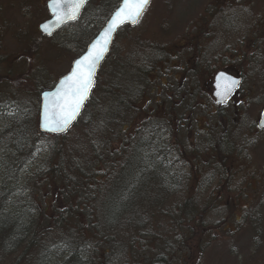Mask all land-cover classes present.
I'll return each instance as SVG.
<instances>
[{"label": "trees", "instance_id": "1", "mask_svg": "<svg viewBox=\"0 0 264 264\" xmlns=\"http://www.w3.org/2000/svg\"><path fill=\"white\" fill-rule=\"evenodd\" d=\"M118 2L88 0L76 22L78 25L81 17L89 15L88 28L72 31L73 35L66 33L61 39L53 35L51 41L55 40L62 52L80 48L81 39L86 34L91 38ZM87 7H95L92 14ZM118 36L100 68V73L106 69L105 79L96 77L81 116L65 135L39 134L28 99L0 103L9 115L0 116V152L5 169L0 185V264H167L176 251L178 243L174 241L179 231H191L187 226L198 221L202 206L191 197V189L196 194L202 182L190 184L180 171H172L168 160L170 132L166 131L170 113L160 118L151 112V105L169 110L177 103L169 106L166 95L160 99L156 94L155 102L151 98L159 82L153 68L158 70L159 61L171 56L170 50L139 44L134 35L128 37L127 50L138 45L143 54L140 64L136 65L134 57L121 63L118 52L113 51ZM11 70L12 66L0 86L9 85L26 96H39L53 87L45 89L44 83L38 85L31 78V86L25 85L29 80H15L16 85L12 78L18 75ZM120 80L124 87L118 84ZM192 80L195 83L196 77ZM193 86L185 93L198 103L196 92L189 91H194ZM4 87H0V96ZM193 105L185 107L188 113ZM232 110L227 114L218 108L208 116L206 129L198 131L206 139L218 135L200 148L203 156L211 149L215 151V169H220L221 158L235 148L237 135L253 129L252 123L245 121L247 116L237 117L240 105ZM172 117L175 130L188 133L190 126L183 109ZM41 140H47L44 147H48V156L44 160H40ZM136 247L145 253L138 254ZM147 249L154 256H147Z\"/></svg>", "mask_w": 264, "mask_h": 264}, {"label": "rangeland", "instance_id": "2", "mask_svg": "<svg viewBox=\"0 0 264 264\" xmlns=\"http://www.w3.org/2000/svg\"><path fill=\"white\" fill-rule=\"evenodd\" d=\"M49 1L0 0V82L12 66V73L20 77L12 78L14 84L18 83L15 80L20 82L29 80L25 85L31 86V78L37 81L38 85L44 83L45 89L51 88L58 78L69 72L72 61L85 51L86 47L82 50L85 43L92 40L91 38L100 30L95 31L91 38L86 34L81 39L80 48L72 47L68 49L69 51H60L56 47V41H51L52 36H43L38 31V26L49 18L46 10V4ZM232 3L233 0H151L136 26L124 27L119 31L113 49L121 57V63H127L134 57L136 65L140 64L139 57L143 54L138 45L127 50L128 37L135 35L140 40L137 41L139 44H150L162 47L166 51L170 50L171 56L166 57L164 61L163 59L159 61L158 70L153 68L159 82L156 90L158 93L154 92L151 98L155 102L156 94L160 99L166 95V99L170 102L169 106L174 101L177 103L169 110L165 108L166 106L161 108L158 105H151V112L160 118L165 113H170V122L166 129L168 133L170 132L168 137L171 140L168 160L172 167L174 166L172 171L179 172L182 169V178H188L187 181H190V184L191 182L197 184L201 175V190L194 194L195 192L191 189V197L195 196V199L200 201L202 209L199 210L201 213L198 221L194 225L191 223V226H187L191 231L188 229L179 231V238L177 237L174 241L178 243L176 251L167 264H264V135L255 136L252 130H248L246 133L238 134V138L232 136L237 138L236 143L233 142L235 148L233 147L221 158L220 169H215L216 163L210 158L213 150L201 156L204 160L203 167L194 169L198 165V160L191 155L190 149L192 146L203 147L206 144V141L202 139L204 135L198 131L206 129L208 116L214 114L217 108L210 99V92L206 86L212 76L219 69L229 67L233 71L241 72L247 79V74L243 70L242 34L236 35L234 40L230 38L226 40L228 35L225 29L221 28L236 24L229 14L231 10L229 6ZM87 8L92 14L95 7ZM238 8L235 7V9ZM250 9L251 13L257 11L255 13L262 15L260 20L264 19V7ZM232 12L235 16L243 14L238 10H232ZM88 18L91 17L83 16L78 25L76 22L79 19L53 35L57 36V39H61L66 33L71 32L73 35L72 31L77 32L82 27L88 26L86 22ZM101 18L100 15L97 18L98 25ZM258 23L256 21L255 24ZM73 24L76 26L72 27ZM125 28L131 30L125 31ZM255 33L256 31L252 34ZM262 38L264 39V36ZM232 41L237 43L236 49L226 52L224 47L233 46ZM142 49L145 50L143 47ZM256 52L257 55L251 62L259 63L264 57V41L261 43L260 50ZM246 55L247 52L243 56ZM162 57L163 55L157 60ZM238 57L239 60H237ZM6 58L9 61L7 64H5ZM42 71L46 72L45 76L41 74ZM105 71L104 68L101 73L98 72L97 78L101 79L100 81L105 79ZM263 74L258 77L250 75L249 79L252 81L247 84L248 87L254 83H262L264 87ZM122 75L126 74L122 73ZM194 77L198 80L200 91H196L195 83H192ZM118 84L125 86L123 80H120ZM165 84L170 87V90L164 88ZM192 85H194V91H189L196 92L195 101L198 97V103L194 102L191 96L187 97L185 93L189 89L188 86ZM4 86L5 84L0 87ZM3 89L0 103H4L5 99H10V103H17L16 99L22 102L28 99L26 101L31 109L34 108L37 120L39 96H26L25 93L9 85ZM245 89V87L242 88V91L235 95L233 103L238 104L245 93L247 101L240 112L244 117L248 116L245 119L246 122L253 123L250 127L252 129L264 106V92L259 90L245 92ZM190 104L194 105L192 111L188 113L185 107ZM200 105L205 109H201ZM182 109L190 126L188 133L175 130L174 119L171 118V114L175 116ZM4 110L0 108V116H9L8 111ZM224 111L228 112L229 108L225 107ZM187 113L188 115L185 116ZM45 143L47 140H41L39 143L40 160L48 156V147H44ZM3 157L0 152L1 167ZM1 167L0 185L4 183L5 175V169ZM37 188L36 194L39 195L41 191L39 186ZM47 211L51 212L50 209ZM136 248L138 254L145 253V249L140 251L139 247ZM149 253L150 249H147V256ZM150 255L154 256L151 253Z\"/></svg>", "mask_w": 264, "mask_h": 264}, {"label": "water", "instance_id": "3", "mask_svg": "<svg viewBox=\"0 0 264 264\" xmlns=\"http://www.w3.org/2000/svg\"><path fill=\"white\" fill-rule=\"evenodd\" d=\"M77 2L78 0H64L63 3H59V6H55L53 4V0H50L46 4V10L50 18L39 25L38 29L40 33L44 36H50L61 27L75 22L79 18L87 0H83V2L79 4V7H74L73 5ZM149 3L145 7L144 11L148 7ZM122 6L123 0L120 1L102 28L86 46L83 54H81L71 63L70 71L66 75L60 77L51 90L40 94L37 119V130L40 134L50 136L64 135L81 115L83 108L88 102L92 93L99 68L109 55L110 48L118 31L126 26L134 27L144 13L143 11L142 14L135 20H127L124 23H119L116 27H112L113 19ZM109 29H111V31H109ZM90 53H99L100 55L96 60L95 67L92 69V83L85 96V99L82 101L81 106L76 110V114L68 121L66 125L63 123L57 125L56 121L61 120L63 116L62 109L73 103V97L70 94V90L73 87L75 77L73 80H69L68 77H70L74 69L77 68V61H81ZM237 84L238 81L228 75L220 73L215 76L213 80L214 91L212 93L215 103L217 105H222L235 91ZM257 129L264 130V110L261 113L260 119L258 121Z\"/></svg>", "mask_w": 264, "mask_h": 264}, {"label": "flooded vegetation", "instance_id": "4", "mask_svg": "<svg viewBox=\"0 0 264 264\" xmlns=\"http://www.w3.org/2000/svg\"><path fill=\"white\" fill-rule=\"evenodd\" d=\"M256 1L258 3H255ZM263 3H264V0H233V3L229 6L231 8V10H229L230 11L229 14L231 15V20H233V22L236 23V24H234L233 26H228V27L227 26H225V27L222 26L221 28L225 29L226 34L228 35L226 40H228L229 38L234 40V37L236 35L242 34L241 42H242V45H243V48H242V58H243V66H244L243 70H244V73L247 74V79H245V77H243V74L241 72L239 73V72L233 71L229 67L228 68L219 69L216 72V74L217 73H224L226 75H229V76L235 78L238 81V85H237L236 90L232 93L230 98L224 104L217 105L215 103L213 97H212V92L214 91L212 81H213V78H214V76L216 74H214L212 76V79L210 80L209 84H207L206 86L208 87L207 89L210 92V99L212 100L214 106L217 107L215 113L217 112L218 108L223 109V111H224V108L228 107L229 111L228 112L224 111V112H226L228 114L230 111L233 112L232 109L237 108L238 105H240V109L241 108L243 109L244 105H245V103L247 101V98L245 97V93H244L243 99L241 101H239L238 104L235 105L233 103L234 102L233 99H234L235 95L238 94V92H241L242 91L241 89L244 88V87L246 88L245 92H248L250 90H259L261 92H264V87H263L262 83H258V84L254 83L251 87H248V85H247V84L251 83V81H252L251 79H249L250 75H254L255 77H258V76H260V75H262L264 73V69H263V67H264V57L261 58L259 63L251 62L252 59H254L255 56L257 55L256 50H260L261 43H262V41H264V39L262 38L264 36V19L260 20L259 18L262 17V15L261 14L258 15V13H255L257 11H253L251 13V9H250L251 7H254V9L259 7V6L264 7ZM222 7H228V6H222ZM235 7H239V8L235 9ZM232 10H238L240 13L243 12V14H242V16H241V14H238V15L235 16L234 13L232 12ZM256 21L259 22L257 25L255 24ZM254 31H256V33L252 34V33H254ZM231 43H233V46H228L227 45V46L224 47L226 52H227V50L229 52L230 51L232 52L234 49H236L237 43L235 41H232ZM245 52H247V55L243 56L245 54ZM239 59L240 58L238 57L237 60H239ZM229 63H231V61H229ZM190 73L193 74V72H190ZM197 81L198 80L195 81V86L197 88L196 90H200V87H199ZM257 81H259V80L257 79ZM167 87H169V86H167ZM263 108H264V106H263ZM236 115H237V113H236ZM238 115L239 116L243 115V113H241L239 111ZM256 123H257V121H256ZM255 127H256V125H255ZM255 127H253V129H252V132H254L255 136L264 135V131H257L255 129ZM212 136L213 137H210V138H207V139L205 137H202V139H204V140L206 139V142H210L211 138H213L214 140L218 139V138H215V137H217V135L212 134ZM255 140H257V139L255 138ZM168 145L171 146V140L168 141ZM200 148H201V146H192V147H190L191 155H193L194 159H196V160H199L201 158V156H202L200 154ZM211 150H213V149H211ZM210 158L213 160V162H216V159H215L216 158V153H215V151L212 153V156L210 155ZM203 161L204 160L202 159V164L196 165V167H194V169L203 167ZM216 164H218V163H216ZM182 172L183 171L181 169L180 170L181 175H182ZM199 182H202L201 175H200V177L198 179V183Z\"/></svg>", "mask_w": 264, "mask_h": 264}, {"label": "snow or ice", "instance_id": "5", "mask_svg": "<svg viewBox=\"0 0 264 264\" xmlns=\"http://www.w3.org/2000/svg\"><path fill=\"white\" fill-rule=\"evenodd\" d=\"M63 2L64 0H53V4L55 6H59V3ZM82 2L83 0H78V2L73 6L79 7V4ZM148 3L149 0H123V6L116 13V16L113 19L112 27H116L119 23H124L127 20H135L142 14ZM109 31H111V29H109ZM99 55V53H90L81 61H77V68L74 69L72 75L68 77L69 80H73L75 77L73 87L70 90V94L73 97V103L62 109L63 116L61 120L56 121L57 125L61 123L66 125L76 114V110L81 106V103L85 99L92 83V69L95 67V63L99 58Z\"/></svg>", "mask_w": 264, "mask_h": 264}]
</instances>
